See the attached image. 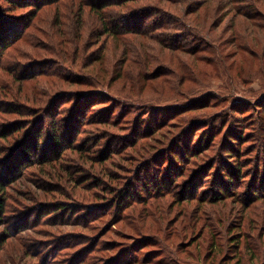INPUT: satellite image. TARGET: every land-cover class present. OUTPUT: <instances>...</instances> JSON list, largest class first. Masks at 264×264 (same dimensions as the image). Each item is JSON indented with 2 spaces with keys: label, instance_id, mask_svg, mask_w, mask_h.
<instances>
[{
  "label": "rangeland",
  "instance_id": "1",
  "mask_svg": "<svg viewBox=\"0 0 264 264\" xmlns=\"http://www.w3.org/2000/svg\"><path fill=\"white\" fill-rule=\"evenodd\" d=\"M14 1L0 264H264V0Z\"/></svg>",
  "mask_w": 264,
  "mask_h": 264
},
{
  "label": "trees",
  "instance_id": "2",
  "mask_svg": "<svg viewBox=\"0 0 264 264\" xmlns=\"http://www.w3.org/2000/svg\"><path fill=\"white\" fill-rule=\"evenodd\" d=\"M20 1H22V0H19V2ZM40 2V5L41 6H45V5H47L49 2H51V1H55V0H51V1H47V0H39ZM144 0H122V3L120 4V5H123V6H128L126 9H127V11L125 12V14L127 15V17L129 18V19H131L134 23L133 24H149L150 22H149V20H143L141 17H139V12H137V11H134V10H132L133 9V7H131V6H129V3H133V4H136V5H140L142 2H143ZM188 0H183V2L184 3H186ZM26 1H24V3H25ZM242 3H244V2H246V0H242L241 1ZM251 2L253 3V5L255 4L254 3V1L253 0H251ZM8 3H9V5H14V4H16V2L14 1V0H8ZM10 7V6H9ZM105 7H103L102 8V10L104 9ZM176 11V10H175ZM256 11H259L261 14H262V11H261V9L259 8V7H253V12H256ZM150 13H152V12H150ZM192 13V12H191ZM239 14V16H242L243 17V15L241 14V13H238ZM263 15V14H262ZM172 16H174L175 17V19H174V21H172L171 22V25L168 27V23L170 22V21H168L166 24H162L161 26H157V28L156 29H160V28H162L163 26H165V28H167L168 27V29H175V30H178V31H182V30H186V31H193V32H195V33H197V34H199V35H201L202 34V30H200V29H198V28H196V27H194V28H191V27H187L186 28V22L184 21V18L185 17H187V14L186 13H184V14H180V12L177 10L176 12H174L173 13V15ZM119 18V16L117 15V14H112V16H110V19H118ZM170 20H172V17H170L169 18ZM5 20V19H4ZM4 20H3V18L0 16V56H2V54H3V52L5 51V50H7L11 45H12V42H13V40H14V35H15V31L13 30V29H10V27H8V24H4L3 22H4ZM248 21H250V22H252L253 23V25H254V23L255 24H257V23H259V22H261L262 21V19H260V15L258 16V15H255V16H252V17H250V18H248ZM204 24V23H203ZM196 26H199V25H201V24H199L198 22H197V20H196V24H195ZM112 26H114L113 24H112ZM256 26V25H255ZM111 27V26H110ZM108 31H110L109 29H108ZM112 35L113 36H116L117 35V32L116 33H112ZM173 40H176V41H178V42H180V43H183V39H181L179 36H177V37H175V36H173V38H172ZM171 40V39H170ZM169 40V41H170ZM182 41V42H181ZM168 41H166L165 43H167ZM184 47H190V45H185ZM0 59H1V57H0ZM63 139H64V136H63V134H60V133H56V134H54V136H52V142L54 143V144H57L58 142H62L63 141ZM32 152V150L31 149H29V147H27V150H26V154L27 153H31ZM227 152H232V150H228ZM230 154H228V156H229ZM18 165V163L17 162H14V166H17ZM241 170H243V168H238V171H241ZM228 175L229 174H226V176L225 177H228ZM225 179H227V178H225ZM225 179H224V181H225ZM223 184V183H222ZM2 185L0 184V187H1ZM221 187V186H220ZM221 189H223L222 187H221ZM2 191V188H0V192ZM219 194L220 195H222L223 196V193H222V191H219ZM219 201H221V199H218L217 200V202H219ZM2 203H4V202H2ZM1 202H0V210H2L3 208H4V206H3V204H2Z\"/></svg>",
  "mask_w": 264,
  "mask_h": 264
}]
</instances>
